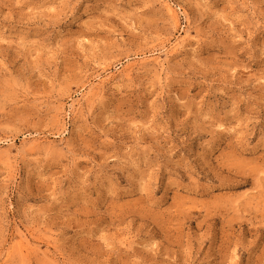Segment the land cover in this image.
<instances>
[{
	"label": "rangeland",
	"instance_id": "1",
	"mask_svg": "<svg viewBox=\"0 0 264 264\" xmlns=\"http://www.w3.org/2000/svg\"><path fill=\"white\" fill-rule=\"evenodd\" d=\"M0 264H264V0H0Z\"/></svg>",
	"mask_w": 264,
	"mask_h": 264
},
{
	"label": "bare ground",
	"instance_id": "2",
	"mask_svg": "<svg viewBox=\"0 0 264 264\" xmlns=\"http://www.w3.org/2000/svg\"><path fill=\"white\" fill-rule=\"evenodd\" d=\"M171 5V4H170ZM167 7H170L169 5L167 6ZM172 9V8H171ZM169 11H170V9H169ZM171 11H173V10H171ZM177 45H180V44H177ZM183 45V44H182ZM175 46H176V44H175ZM174 46V47H175ZM182 48V47H181ZM175 49H177V48H175ZM90 93H92V92H90ZM92 97H93V95H92Z\"/></svg>",
	"mask_w": 264,
	"mask_h": 264
}]
</instances>
